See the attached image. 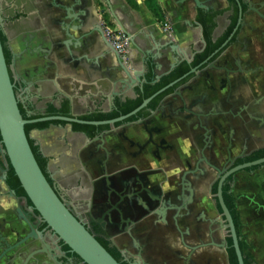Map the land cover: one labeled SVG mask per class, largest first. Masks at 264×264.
<instances>
[{
	"label": "flooded vegetation",
	"instance_id": "1",
	"mask_svg": "<svg viewBox=\"0 0 264 264\" xmlns=\"http://www.w3.org/2000/svg\"><path fill=\"white\" fill-rule=\"evenodd\" d=\"M97 1L101 8L103 0ZM168 5V11L161 8L164 19L156 18L172 56L167 71L160 61L168 54L150 45L143 85H135L134 98L122 100L137 99L149 73L154 84L179 75L165 81L163 91L135 115L94 126L89 123L111 120L86 118L112 112L116 99L110 112L77 114L73 103L75 111L66 115H50L49 106L45 114L37 112L36 0H0L6 63L27 121L61 116L82 122L55 121L31 131L35 145L38 131L65 132L53 155L38 148L46 160L43 173L72 215L120 264H236L233 253L239 264L220 204L224 179L221 196L243 262L264 264L262 233H254L264 227V164L233 172L264 159V0ZM102 11L97 27L105 35L104 24L117 28ZM78 143L85 146L84 159L73 153ZM3 149L0 137V200L15 203L7 210L0 206V264H86L41 219L20 182L8 178ZM254 174L257 189L249 190L246 177Z\"/></svg>",
	"mask_w": 264,
	"mask_h": 264
},
{
	"label": "water",
	"instance_id": "2",
	"mask_svg": "<svg viewBox=\"0 0 264 264\" xmlns=\"http://www.w3.org/2000/svg\"><path fill=\"white\" fill-rule=\"evenodd\" d=\"M51 1L57 3L58 12L63 14L59 24L66 40L61 41L58 44V47L60 50L65 51L69 56L68 59H65V63H68L70 58V62L72 63L75 72L77 71L80 73L79 69H83L82 71L84 73L86 72L90 75H95L100 69V61H105L108 65H111L114 60L116 66L110 67H112L111 69L113 71L118 72V78H116L114 84L115 86L91 88L74 83L62 85L60 89L72 90L70 100H64L68 103L69 110L75 111L76 109L77 114L80 110L85 114L93 111L110 112L114 99L134 98V90L137 89V86L135 87V85H143L142 77L145 74V69L140 72L133 71L130 60H124L123 56L105 37L103 30L98 29V25H93L89 22L90 12L86 11L84 8L87 0ZM103 2H105L109 9H111V6H109V0H103ZM196 2L198 3V0H196ZM104 12L105 11L103 10L102 13ZM110 14L114 17L115 25L129 39L131 47L134 46L138 49L140 46L136 44V40L138 39V36H142L143 34L139 33L137 36H134V34H131L124 29L123 24L117 20L112 10L110 11ZM87 28H89V30H86ZM40 36L41 32L36 16V38H40ZM98 37L101 38L102 45L105 49L101 54H98V58H93L91 60L87 55L85 56V54L97 53L99 46ZM157 49L160 51V47H157ZM76 51H86L87 53L77 57L75 54ZM166 51L168 59L171 60V54H169L167 49ZM172 68H174V66ZM108 70H110V68H108ZM159 79L160 76H157L156 80ZM162 91L163 90L145 100L139 108L126 116L111 121L94 122L89 124L101 126L126 120L147 107V105ZM37 102L39 103L37 112L41 115L46 113L48 106L59 109L61 106L60 103L63 102V100L36 99V103ZM72 103L75 105V109ZM55 121L68 124L82 123L77 119L61 116L45 117L36 121H27L23 119L0 38V137L2 145L4 146L2 152L7 155L10 165L19 179L27 197L32 202L33 207L39 213L41 219L55 232L60 240L69 246V248L86 264H120L64 205L50 186L33 154L29 143L31 137L26 135L25 126L35 122ZM63 134L65 135V132L61 128H51L47 131H38L34 136V138L36 137V146L40 149L42 154L44 153L47 154V156H51L53 155L54 143L60 139H65L62 136ZM82 142L83 141H81V143ZM63 143L65 144V141ZM81 143H78V146L73 149V153L77 154L85 148ZM261 164H264V159L236 168L233 172ZM223 180L220 183L219 189L220 204L231 225L238 262L239 264H244L231 215L221 196Z\"/></svg>",
	"mask_w": 264,
	"mask_h": 264
},
{
	"label": "crops",
	"instance_id": "3",
	"mask_svg": "<svg viewBox=\"0 0 264 264\" xmlns=\"http://www.w3.org/2000/svg\"><path fill=\"white\" fill-rule=\"evenodd\" d=\"M66 1V0H63ZM97 0H88L85 3V10L89 11V22L93 25L102 24V16L98 14L99 10H104L110 22L115 25L113 14L119 22L123 24L125 30L129 31L134 36H138L136 44L140 47L130 48L129 60L131 68L135 72L143 70L144 52L151 50L150 45L155 44V49L160 47V51H166L167 39L165 38L157 19L148 10L145 5V0H109V7L102 1L101 8H97L94 2ZM98 2V1H97ZM160 8L168 11L169 0H157ZM57 3L51 0H36V16L41 32L40 38H36V99L37 100H70L72 90L60 89V87L67 83H74L91 88H102L115 86V80L118 78L117 71H113L110 66H116L113 60L111 65L105 61H100V69L95 75L84 73L79 69V72L73 70V65L70 62L65 63L68 59V54L60 50L58 44L66 40L65 35L61 31L59 24L63 14L58 12ZM86 30H89L87 28ZM79 36V35H78ZM97 37V36H96ZM194 37L190 35V42L194 41ZM99 46L97 53H87L86 51H76L75 54L79 57L82 54L87 55L89 59L98 58L104 51L101 38L98 37ZM141 48V49H139ZM153 48L152 52L155 50ZM146 55V54H145ZM167 55V54H166ZM150 56V55H149ZM147 55V57H149ZM168 58V55H167ZM164 58L161 60L163 65V72H166L165 64L169 59ZM167 65V64H166ZM25 67L28 68V62ZM110 68V70H108ZM135 78V77H133ZM92 149V148H91ZM84 149L79 151V156L84 159Z\"/></svg>",
	"mask_w": 264,
	"mask_h": 264
},
{
	"label": "trees",
	"instance_id": "4",
	"mask_svg": "<svg viewBox=\"0 0 264 264\" xmlns=\"http://www.w3.org/2000/svg\"><path fill=\"white\" fill-rule=\"evenodd\" d=\"M145 5L148 8V10L153 14V16L155 18H157L159 21H162L164 19V13H163L162 9L160 8L157 0H145ZM0 38H1L2 46H3V50H4V55H5L6 60L8 62L9 55H8L7 51L5 50V48H4V38L1 35V33H0ZM178 75H179L178 72L174 73L171 76L165 77L160 82L154 84L153 83L154 74L149 73L147 75V83L145 84V86L143 88V91H141V90L137 91L138 95H139L137 99L123 101L122 99L117 98L114 101V109H113L112 112H110L108 114L92 115V116L87 117L86 119L87 120H92V121H105V120H112V119L118 118V117L123 116V115H127V114L131 113L132 111H134L136 108H138L145 99L150 98L151 96L156 94L159 90H161V88L164 85L163 83L165 81H167L169 79L176 78ZM19 108H20L21 114L23 116V119L24 120H28L29 118L27 117L26 112L21 107H19ZM68 111H69V108H68V105H66V104L64 105L63 108H61L59 110H56L54 108H49V110H48L50 115H59V114L66 115L68 113ZM49 124H50V122L38 123V124H35V125H33V124L26 125L25 126L26 135L29 137L31 131L34 128H36V129H44V128L48 127ZM77 127H82V126H77ZM29 143H30L31 149L33 151V154H34V156H35V158H36L41 170L44 171L45 166H46L45 158H43V156L41 155L38 147L35 145L33 140H29ZM253 169H256V168H253ZM8 178H11L14 181H17V184L19 185V181H18L17 176H16V174H15V172H14V170H13L11 165H10V171H9ZM21 190H22V188H21ZM24 196L26 197V194H24ZM28 202H29V204H31L29 199H28ZM230 205H231L230 207H231V209L233 211V216H234V218H236V214L234 212L235 211V205L233 203V199H232V203ZM249 258H251V254L250 253H249ZM232 259H233L234 263L237 264L236 256L234 255V253H233V258Z\"/></svg>",
	"mask_w": 264,
	"mask_h": 264
},
{
	"label": "built area",
	"instance_id": "5",
	"mask_svg": "<svg viewBox=\"0 0 264 264\" xmlns=\"http://www.w3.org/2000/svg\"><path fill=\"white\" fill-rule=\"evenodd\" d=\"M104 32H105V37L123 56L124 60H128L130 53V43L126 35L106 24H104Z\"/></svg>",
	"mask_w": 264,
	"mask_h": 264
},
{
	"label": "rangeland",
	"instance_id": "6",
	"mask_svg": "<svg viewBox=\"0 0 264 264\" xmlns=\"http://www.w3.org/2000/svg\"><path fill=\"white\" fill-rule=\"evenodd\" d=\"M246 178H249V180H248V183H249L248 184V189L249 190H252V189L256 190L257 188L255 186H252V182L254 183V181H258L259 180L258 176L254 174L253 176H247ZM254 233L255 234L258 233V235H259V233H262L261 236L259 235V238L262 240V242H264V227L260 228V232H258V230H254Z\"/></svg>",
	"mask_w": 264,
	"mask_h": 264
},
{
	"label": "clouds",
	"instance_id": "7",
	"mask_svg": "<svg viewBox=\"0 0 264 264\" xmlns=\"http://www.w3.org/2000/svg\"><path fill=\"white\" fill-rule=\"evenodd\" d=\"M15 203V201H12V203H8L7 201L0 200V206H2L5 210L12 207V205Z\"/></svg>",
	"mask_w": 264,
	"mask_h": 264
}]
</instances>
